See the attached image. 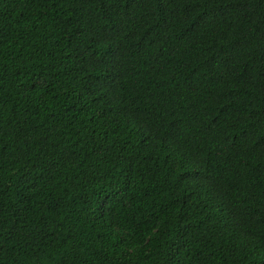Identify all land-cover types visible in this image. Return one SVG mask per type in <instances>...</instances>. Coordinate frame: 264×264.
<instances>
[{"label": "trees", "instance_id": "1", "mask_svg": "<svg viewBox=\"0 0 264 264\" xmlns=\"http://www.w3.org/2000/svg\"><path fill=\"white\" fill-rule=\"evenodd\" d=\"M0 264H264V0H0Z\"/></svg>", "mask_w": 264, "mask_h": 264}]
</instances>
